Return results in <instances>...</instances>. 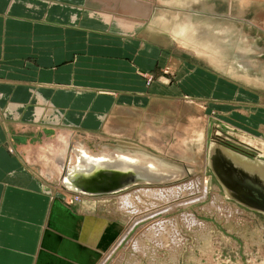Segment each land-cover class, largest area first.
Returning a JSON list of instances; mask_svg holds the SVG:
<instances>
[{
    "label": "crops",
    "instance_id": "1",
    "mask_svg": "<svg viewBox=\"0 0 264 264\" xmlns=\"http://www.w3.org/2000/svg\"><path fill=\"white\" fill-rule=\"evenodd\" d=\"M123 3L0 0V264H98L121 233L95 203L107 196L70 206L45 185L31 140L54 127L124 133L108 118L140 107L147 92L134 73L154 70L159 51L140 40L150 21Z\"/></svg>",
    "mask_w": 264,
    "mask_h": 264
},
{
    "label": "rangeland",
    "instance_id": "2",
    "mask_svg": "<svg viewBox=\"0 0 264 264\" xmlns=\"http://www.w3.org/2000/svg\"><path fill=\"white\" fill-rule=\"evenodd\" d=\"M132 1L138 5L148 0ZM151 16L140 40L159 51L158 60L151 72L134 73L147 95L139 108L114 110L107 122L112 128L119 123L124 133H111L106 126L92 135L59 127L45 129L44 136L40 133L31 140V160L37 163L40 148L46 145L59 147L58 137L63 136L71 145L78 142L93 152L106 146L142 150L184 165L206 179L207 197L201 207L209 203V193L214 191L221 202L240 209L243 215L226 223L199 210L200 214H194L208 224V237L188 234L192 252H183L175 263L161 252L164 257L158 264H264V216L223 199L215 180L208 183L210 173L202 163L212 122L239 141L237 131L264 141V0H155ZM38 165L32 166L39 173ZM52 182L57 185H45L63 196L66 205L81 202L59 182ZM135 201L141 212L148 206L147 201ZM95 203L103 214L118 218L121 233L134 219L133 214L119 211L113 198ZM193 206L173 215L201 208L200 204ZM127 253L124 264H131L133 253ZM113 257L105 264H111ZM141 264L148 261L142 258Z\"/></svg>",
    "mask_w": 264,
    "mask_h": 264
},
{
    "label": "bare ground",
    "instance_id": "3",
    "mask_svg": "<svg viewBox=\"0 0 264 264\" xmlns=\"http://www.w3.org/2000/svg\"><path fill=\"white\" fill-rule=\"evenodd\" d=\"M130 1L132 0H125L124 11L126 7L131 11H137L138 7V11L144 15L140 21L146 22L155 8V0L139 2V5L131 4ZM120 22L128 28L137 24L125 17ZM38 114L39 112L36 115ZM237 132L242 142L252 146L254 144L253 147L264 154L262 139L251 138L250 134L243 131ZM58 140L59 147L55 150L48 147L49 153L45 151L43 157H38L39 171L48 185L56 186L57 184L52 181L59 182L60 186L72 193L70 195L76 196L78 201H81L82 197L113 198L119 211H127L134 215L127 229L125 228L126 230L120 233L110 248L101 255L99 264H105L113 255L115 257L111 264H124L126 252L133 253L130 255L133 257L130 258L132 261H129L131 264H141L142 258L147 260L148 264H158L159 259L164 257L160 255L161 252L166 253L171 262L175 263L183 252H192V244L188 246L187 243L188 234L198 239L208 237V224L198 219L194 213L200 214L203 211L226 223L240 220L239 216L243 215L240 209L221 202V198L214 191L209 193V203L201 207V203L205 202L207 197L206 179L202 177L200 179L199 175L192 173L193 171L184 165L140 152L142 150L127 151L106 146L93 152L78 142L71 145L63 136H59ZM41 153L43 154L42 151ZM204 159L205 155L203 165ZM106 174L112 178L130 175L132 180L118 190L120 192H114L115 194L90 191L89 188L95 183L102 182L103 179L108 180L104 176ZM135 200L147 201V208H144L143 212L139 211ZM195 204H200L201 208L173 215Z\"/></svg>",
    "mask_w": 264,
    "mask_h": 264
},
{
    "label": "water",
    "instance_id": "4",
    "mask_svg": "<svg viewBox=\"0 0 264 264\" xmlns=\"http://www.w3.org/2000/svg\"><path fill=\"white\" fill-rule=\"evenodd\" d=\"M210 126L204 159L205 167L210 173L208 183L214 179L225 199L264 216V154L220 131L215 122ZM104 176L108 180L95 183L89 190L115 194L132 180L130 175H118L114 178L109 174Z\"/></svg>",
    "mask_w": 264,
    "mask_h": 264
}]
</instances>
